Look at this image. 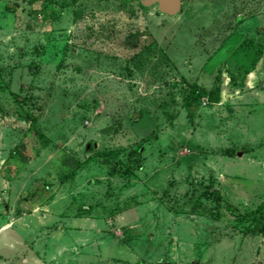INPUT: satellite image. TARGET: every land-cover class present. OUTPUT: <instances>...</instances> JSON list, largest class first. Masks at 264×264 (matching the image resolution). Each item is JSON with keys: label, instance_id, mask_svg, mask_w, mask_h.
Instances as JSON below:
<instances>
[{"label": "rangeland", "instance_id": "obj_1", "mask_svg": "<svg viewBox=\"0 0 264 264\" xmlns=\"http://www.w3.org/2000/svg\"><path fill=\"white\" fill-rule=\"evenodd\" d=\"M261 45L264 0H0L2 256L264 264Z\"/></svg>", "mask_w": 264, "mask_h": 264}, {"label": "crops", "instance_id": "obj_2", "mask_svg": "<svg viewBox=\"0 0 264 264\" xmlns=\"http://www.w3.org/2000/svg\"><path fill=\"white\" fill-rule=\"evenodd\" d=\"M20 204L23 205L24 202L19 203L17 205H20ZM16 228H17V225L11 224V222H6V223L0 222V249H3V247L9 246L11 251H13L15 246L17 245V243H21L16 236H13L14 233L12 231H14ZM25 249H28L27 246ZM25 249L23 248L22 253L17 252L18 257L16 255V253L15 254L11 253L8 255L3 254V256H5V257H3L2 252H0V264H4L5 262H8L9 260H10L9 262L11 264H17V262H15V261L18 260L20 257L22 259V262H25L26 264H32V263H30V260H31L30 259L31 258V252L29 251L30 249H28L26 251H25ZM7 256H9V257L11 256V257L7 258ZM4 258L7 260L5 261Z\"/></svg>", "mask_w": 264, "mask_h": 264}, {"label": "trees", "instance_id": "obj_3", "mask_svg": "<svg viewBox=\"0 0 264 264\" xmlns=\"http://www.w3.org/2000/svg\"><path fill=\"white\" fill-rule=\"evenodd\" d=\"M140 2H141V4L142 5H145V6H147V5H149L150 3L148 2V0H140ZM263 49H264V47L261 45L260 47H259V52L257 53V55H256V57L252 60V62H251V65L246 69V72L248 73V72H250V71H252L254 68H255V66H256V63L258 62V60L261 58V56H262V53H263ZM220 76H221V73H220V71H218V73H217V76H216V82H215V84L211 87V88H205L204 86H194L193 87V89H196L197 90V92L199 93V94H207L210 98L212 97H217L218 95H219V93H220ZM188 103H190V105H192V102H194L195 101V99L197 100V97L196 96H191V95H188ZM193 113H194V111H193V109L190 111V115H193ZM219 197V196H218ZM263 205H264V203H261L258 207H257V209H261L262 207H263ZM227 207H228V209L233 213V214H240V211H239V209L236 207V206H234V205H232V204H230V203H228L227 204ZM260 230L262 231V232H264V226H262L261 228H260Z\"/></svg>", "mask_w": 264, "mask_h": 264}, {"label": "water", "instance_id": "obj_4", "mask_svg": "<svg viewBox=\"0 0 264 264\" xmlns=\"http://www.w3.org/2000/svg\"><path fill=\"white\" fill-rule=\"evenodd\" d=\"M156 3L161 13L176 15L182 10L183 0H148Z\"/></svg>", "mask_w": 264, "mask_h": 264}]
</instances>
